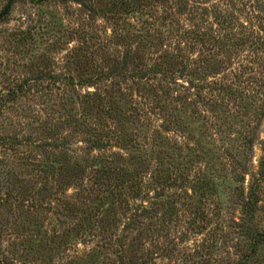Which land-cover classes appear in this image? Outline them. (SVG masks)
I'll return each mask as SVG.
<instances>
[{
	"label": "rangeland",
	"instance_id": "rangeland-1",
	"mask_svg": "<svg viewBox=\"0 0 264 264\" xmlns=\"http://www.w3.org/2000/svg\"><path fill=\"white\" fill-rule=\"evenodd\" d=\"M255 232L264 0H0V264H264Z\"/></svg>",
	"mask_w": 264,
	"mask_h": 264
},
{
	"label": "trees",
	"instance_id": "trees-1",
	"mask_svg": "<svg viewBox=\"0 0 264 264\" xmlns=\"http://www.w3.org/2000/svg\"><path fill=\"white\" fill-rule=\"evenodd\" d=\"M251 204L248 202V203H246V209H247V207L248 208H250L251 209ZM252 241H253V243H256V246L259 244V243H261V242H264V232H255L254 234H252ZM254 248H256L255 246H254ZM241 262H242V260L240 261V264H241Z\"/></svg>",
	"mask_w": 264,
	"mask_h": 264
}]
</instances>
